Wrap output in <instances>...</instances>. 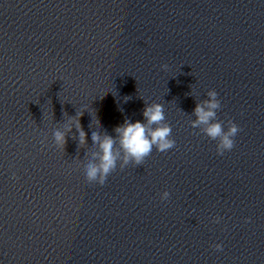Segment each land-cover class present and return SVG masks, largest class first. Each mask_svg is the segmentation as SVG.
I'll use <instances>...</instances> for the list:
<instances>
[{"label": "water", "instance_id": "1", "mask_svg": "<svg viewBox=\"0 0 264 264\" xmlns=\"http://www.w3.org/2000/svg\"><path fill=\"white\" fill-rule=\"evenodd\" d=\"M209 90L223 155L190 124ZM151 103L175 147L89 184L96 118ZM0 264H264V0H0Z\"/></svg>", "mask_w": 264, "mask_h": 264}, {"label": "clouds", "instance_id": "2", "mask_svg": "<svg viewBox=\"0 0 264 264\" xmlns=\"http://www.w3.org/2000/svg\"><path fill=\"white\" fill-rule=\"evenodd\" d=\"M167 69V65L161 66ZM208 99L197 103L193 114L195 119L190 121L193 128H199L208 138L218 141L216 150L218 155L232 150L234 138L241 130L237 124L229 120L225 130L224 122L217 119V111L221 108L218 93L215 90L207 92ZM67 113H64V116ZM84 112L76 113L69 117L63 125V130H54L53 139L56 147L64 150L67 143V135L75 128L78 133L73 139H78V148L87 147V133L84 131L80 118ZM142 115L144 122L125 120L114 129L115 137L103 129L102 124L96 118L99 130L91 132L93 142L92 150L87 151V162L83 165L84 176L89 184L106 186L109 178L119 169H123L132 163L142 165L144 160L151 155L153 149L158 152H167L175 147L172 138V128L165 122L164 107L160 103L146 104ZM91 129V128H90ZM13 179H17L15 175ZM170 193L164 191L160 195L161 200L169 199ZM214 222L218 223L219 218ZM217 251L222 250L221 244H215Z\"/></svg>", "mask_w": 264, "mask_h": 264}]
</instances>
